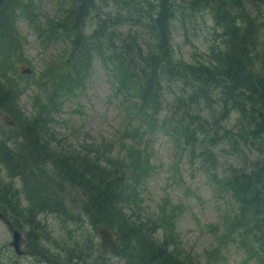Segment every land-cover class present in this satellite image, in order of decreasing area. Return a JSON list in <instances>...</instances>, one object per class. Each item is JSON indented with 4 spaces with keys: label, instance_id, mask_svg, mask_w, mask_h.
<instances>
[{
    "label": "rangeland",
    "instance_id": "rangeland-1",
    "mask_svg": "<svg viewBox=\"0 0 264 264\" xmlns=\"http://www.w3.org/2000/svg\"><path fill=\"white\" fill-rule=\"evenodd\" d=\"M32 1L34 11L40 15H58L63 6L62 0ZM193 1L178 0L175 18L170 27L175 56L195 63L198 59L209 56L215 47L216 50L222 48V40L217 36L222 27L216 24L215 13L211 7L209 10H194L190 8ZM229 2L231 15L234 16L237 26L247 33L248 46L252 44L256 52L252 53L249 69L264 81V0ZM24 3H29V0H24ZM23 12L17 13L15 18L18 36L22 42L25 41L24 44L17 48V54L16 44L9 55L0 50V95L9 92V85L13 83L18 106V110L16 108L13 113L28 116L35 112L34 98L45 96L50 91L49 83L53 74L48 71V65L57 64L55 61L59 59V52L63 51L65 41L51 42L45 46L31 24L30 20H35L33 14L30 11ZM128 14L131 18L127 17ZM92 15L94 17L86 21L88 30L96 27L98 18H109L115 22L116 16H119L115 26L120 30L130 29L142 36L147 33L148 18L138 14L135 8L128 13L122 0H96ZM145 37L139 38L142 44L149 41L148 36ZM168 84L166 87L169 94L176 93L187 97L189 86L173 83L175 85L169 88ZM120 88L112 62L97 55L85 83L64 96L51 114L52 119L47 123L46 129L47 134H52H49L52 137L49 146L51 154L59 151L61 147L70 150L73 158L82 157L85 154L84 148H97L112 140L115 142L112 154H115L120 147L117 141L120 140L122 127L136 121H131L134 115L132 105L138 102V98L134 95L130 98ZM216 98L212 96L208 103L201 101L194 106L203 119L207 120L203 122V119L192 121L190 117L182 120L181 108L175 112L177 99L170 96L171 105L166 109V114L177 121L171 119L164 123L159 122L155 130L144 135L141 146L147 148L151 155L150 162L155 165V169L141 186L142 200L136 205L127 203L124 210L129 213L130 207H134L137 216H143L148 210L150 212L147 216H150L163 203L166 209L174 207L177 246L195 263L264 264L262 258H257L251 241L228 231L232 210L237 204L233 202L231 191L223 185L225 171L229 172L230 165L247 168L251 161L262 156L260 150L264 148V140H248L245 143L242 138L233 135L231 142L221 139L213 143L214 140L210 137L217 128H222L218 135L224 133V129L237 132L236 125L240 114L231 112L230 117L221 121L218 127L212 122L222 115L221 104ZM258 102L254 120L263 118L260 123L264 125V97ZM248 108L246 105V112L240 115L242 125L246 126L250 123V118L247 117ZM204 130L207 136L203 139L205 134L201 131ZM192 131L198 138L195 143L192 141ZM241 132L246 135L247 130ZM23 135L25 133L20 130L19 124L14 123L12 117L0 106V193L6 192L8 196H5V200H9L6 203L0 200V208L3 210L0 211L5 214L4 219L0 217V249L3 252L1 261L4 264H76V261H70L69 255L73 251L69 250H72L77 240L83 242L87 236H92L97 248L82 264H127L124 256L99 246L97 228L103 225L93 223L85 205V192L63 180L61 184L64 183V206L51 205L47 208L41 203L40 194L34 192L30 180H23L20 173L18 174L20 168L13 167L12 162L9 163L12 159L10 150L19 154L18 150L24 146L25 143L19 146ZM32 150L28 153L35 152ZM103 150L101 147L100 156H104ZM203 151H211L215 158H209ZM31 157L32 166L36 160L41 169L49 174L48 179L50 176L55 177L51 167L52 157H45V162L37 159L35 154ZM41 179L47 178L44 176ZM34 184L43 185L40 182ZM14 230L21 234V255L15 253L11 245ZM160 235L162 232L159 229L156 236Z\"/></svg>",
    "mask_w": 264,
    "mask_h": 264
},
{
    "label": "trees",
    "instance_id": "trees-1",
    "mask_svg": "<svg viewBox=\"0 0 264 264\" xmlns=\"http://www.w3.org/2000/svg\"><path fill=\"white\" fill-rule=\"evenodd\" d=\"M95 2L96 0H62L61 11L55 16L36 13L32 0L29 3H24V0H5L0 9V50L6 55L12 51L14 44L17 54V48H21L25 42L18 36L15 18L17 13L23 11L33 14L35 20H30L31 24L45 46L51 42L65 41L63 51L59 52L60 57L55 61L57 64L48 65V71L53 74L49 83L50 91L45 96L34 98L35 112L28 116L13 113L16 108L18 110L13 83L9 85V92L0 95L1 108L13 121L19 123L26 135L24 158L29 156L30 147H36L39 153L37 159L45 162L44 157H52L51 167L55 177L50 176L48 179L49 174L41 169L36 160L33 161V166L28 163L23 166L19 161L22 167L18 171L23 180H30L34 192L40 194L41 203L47 208L51 205L64 206L63 180L85 192V205L93 223L107 226L114 232L121 246L119 255L124 256L127 264H211L195 263L178 248L174 207L166 209L163 203L150 216H147L150 212L148 210L143 216H137L134 207H130L129 213L125 212L124 207L127 203L136 205L142 200L141 186L155 169L147 148L141 146L144 135L155 130L159 122L171 119L177 121L166 114V109L171 105L170 96L177 99L175 112L181 108L182 120L184 117H190L192 121L203 119L194 106L201 101L208 103L212 96L217 97L222 107V115L212 121L218 127L221 121L230 117L231 112L240 113L237 132L224 129V133L218 135L222 128H217L210 137L214 140L213 143L221 139L231 142L233 135L239 136L245 143L248 140H264V125L260 123L263 118L254 120L258 101L264 97L263 79L256 77L249 69L252 53H256L254 46H248L247 33L237 26L231 15L229 0H194L190 3V8L194 10H209L211 7L216 24L222 27L221 32L217 33L222 40V48L216 50L215 47L209 56L198 59L195 63L177 58L171 43L170 24L175 18L178 0H122L128 13L135 8L138 14L148 18L145 36H148L149 41L145 44L139 41L140 36H145L130 29L120 30L115 26L119 16L113 22L109 18L101 20L95 15L98 18L96 27L88 30L86 21L94 17L92 12ZM127 17L131 18L129 14ZM97 55L112 62L122 88L120 89L130 98L133 95L138 98L136 105H132L134 115L131 121H136L122 127L120 140L117 141L120 147L115 154H112L115 146L113 140L97 148H84L85 154L82 157L73 158L70 150L59 146V151L51 154L49 146L52 134L46 133L47 123L52 119L51 114L64 96L85 83ZM173 83L189 86L187 97L169 94L166 86L168 84L170 88L175 85ZM246 105L249 106L248 126L242 125L240 121L241 113L246 112ZM206 121L203 119V122ZM184 129L187 130L185 127ZM243 130H247L246 135L242 134ZM204 132L205 130L201 131L202 134ZM206 136L207 134L202 138ZM191 137L194 143L198 141L194 131L191 132ZM101 147L104 149V156L99 155ZM260 151L262 156L251 161L247 168L230 165L229 172L225 171L223 185L231 191L233 202L237 204L232 210L228 231L251 241L257 258L264 260V148ZM203 152L209 158H215L211 151ZM38 176H45L47 179ZM35 182L43 185H36ZM1 193L0 196L4 198L0 200L6 203L5 196L8 194L4 191ZM159 229L162 235L158 237L156 231ZM96 248L92 236H87L83 242L77 240L72 250H69L73 251L69 259L82 264ZM2 256L0 249V264H4Z\"/></svg>",
    "mask_w": 264,
    "mask_h": 264
},
{
    "label": "water",
    "instance_id": "water-1",
    "mask_svg": "<svg viewBox=\"0 0 264 264\" xmlns=\"http://www.w3.org/2000/svg\"><path fill=\"white\" fill-rule=\"evenodd\" d=\"M4 1L5 0H0V8ZM26 70L29 71L28 69ZM26 70H22V71L25 72ZM261 114L262 112L259 113V115ZM0 217L4 218V215L2 212H0ZM97 232H98L99 240H100L99 246L103 249L112 251L115 254H119L121 246L117 241V236L107 226L99 227ZM12 236L13 237H12L11 245L13 246L15 253L21 255L22 253V250L20 247L21 234L18 230H14Z\"/></svg>",
    "mask_w": 264,
    "mask_h": 264
},
{
    "label": "flooded vegetation",
    "instance_id": "flooded-vegetation-1",
    "mask_svg": "<svg viewBox=\"0 0 264 264\" xmlns=\"http://www.w3.org/2000/svg\"><path fill=\"white\" fill-rule=\"evenodd\" d=\"M14 123H17V124H19L18 122H16V121H13ZM21 130V129H20ZM26 142V140H25V138H24V135L23 136H21V143L19 144V146L21 147V144L22 143H25ZM0 146H2V145H0ZM30 149L32 150V149H34L37 153L35 154V157L36 158H38V150L36 149V147H30ZM10 152L12 153V159H10V161H9V163L10 162H12L13 163V167H15V168H20L21 169V167L22 166H20L21 164L19 163V161L20 162H22V165L23 166H25L26 165V163H28V162H30V165H31V163H32V160L30 159L31 158V155H32V152H31V154H29V156L27 157V158H24V156H25V153H26V146H25V144H24V146H23V148L21 147L19 150H18V153L19 154H16V153H14L13 151H11L10 150ZM29 152H30V150H29ZM21 157H22V159H21ZM32 157H34V156H32ZM45 158V157H44ZM47 158V157H46ZM46 158H45V160H46ZM9 160V159H8ZM8 165V164H7ZM18 174H19V171H18ZM7 201H9V200H7Z\"/></svg>",
    "mask_w": 264,
    "mask_h": 264
}]
</instances>
